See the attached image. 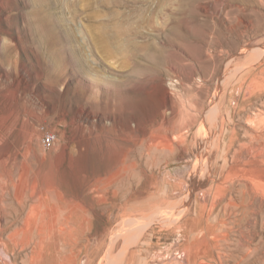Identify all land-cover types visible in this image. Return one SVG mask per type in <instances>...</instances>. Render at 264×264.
<instances>
[{"label":"rangeland","instance_id":"374dc122","mask_svg":"<svg viewBox=\"0 0 264 264\" xmlns=\"http://www.w3.org/2000/svg\"><path fill=\"white\" fill-rule=\"evenodd\" d=\"M36 4L49 17L54 6L46 41L35 34L45 26L30 25L32 0H0V264H40L31 260L34 243L8 237L26 185L55 183L75 202L97 177L109 203L103 243L57 232L55 254L40 252L43 264H109L105 255L126 246L134 264H264V205L256 200L248 212L244 188L264 180V0ZM92 12L120 28L118 56L95 42ZM47 133L57 135L51 148ZM158 139H173V149L148 154ZM157 202L159 213L147 208ZM169 209L188 221L182 236L166 234L182 223Z\"/></svg>","mask_w":264,"mask_h":264},{"label":"bare ground","instance_id":"6f19581e","mask_svg":"<svg viewBox=\"0 0 264 264\" xmlns=\"http://www.w3.org/2000/svg\"><path fill=\"white\" fill-rule=\"evenodd\" d=\"M32 1H33V4H34V8L31 11L32 17H31V22H30L31 24L30 25H32L33 23H39L40 25L45 26V28L43 29V31L41 33L35 32V34H36V36H38L39 40H41V41L49 40V38H50V31H51V28L50 27H53L54 26V21H55L54 6H49L48 7V9L50 11V14H51V17H49L47 15V7L42 6V5H37L36 4V0H32ZM102 2H104V0H102ZM97 16H98V14L96 12H92L91 13V16H90L91 20L93 21V28H94V31H95L94 36H93L94 37V40L100 46V48L103 50V53H105L107 55V57H115L118 53H121L124 50L121 47L120 40H119V39H121L120 28H118V26L113 27L109 23H107L106 21H103V20L102 21H97ZM54 44H55V36L53 37V40H52V46ZM162 141L163 142L159 141V139L157 141H155V142H151L150 141L151 144L147 147V150L149 152L148 154H150V152L153 150V148L173 149V142H174L173 139H167V140H165L166 142L164 140H162ZM43 144H44V141H43ZM159 144H161L160 147H159ZM44 146L46 148H51V147H47L45 144H44ZM75 147L78 150H80L81 152H83L85 150L83 143H81L79 141L76 142ZM128 149H130V147H128ZM0 157L4 158V160H3L4 162L7 160L6 159L7 158V152L5 151V149H1L0 150ZM74 175L76 176V178H75L76 180H80L79 178L82 175H84V174H82L81 171H79V169H78L76 171V173L74 172ZM231 177H233V176L231 175ZM106 186H107V182H106V180H104V178H102V177H97V178H93V179L90 178V180L88 181V184L87 185L81 186L79 188L78 193H76V195L74 196L75 197V202H72V201L71 202H68V201H66V200L63 199V197H62V191L58 190V188L55 187V183H53V184H51V183H44V184L39 185V187H37L38 189H36L34 187L35 189L33 188L32 190L30 189L29 185H26V188L23 189V197L18 196L15 199V202L17 203L16 204V216H17V218L15 217L16 218L15 222L11 223V225H10V228H12V230L9 233L8 237L12 238V237L15 236L16 238H18L17 237L18 235L23 236V240L25 241L24 242L25 245H23L24 247L27 244H30L31 242L34 243V245H33V254L31 256V260L34 259V261L40 262V264H43V262H44V258L42 257V255L39 256L41 250L45 249L46 252L48 251V253H51L53 251L54 254H55V233H57V232H58V234H60L61 236H63L64 235V232L66 233L68 230H70V232H71L73 229H76L79 232H81L83 235L90 233V234L96 236V239L100 242V244L103 243V233L105 231V224H104V221H103L104 216H105V210H104L103 206H104V204H109V203H106V201L104 202L102 200V196H103V194L106 191ZM168 187H169V185H168ZM244 188H245V191H247V193H248L247 200H248L249 204H251V206H252V208L250 207L248 209V212H251L252 215H254L255 214V207L256 206L253 208V203L254 202H257L256 200H260V204L262 206L264 205V180H262V179L259 180L258 183H257V185H256V187H255V189L253 187V184L252 185H249V182H246L245 183ZM260 191H261L262 194L259 196L258 195V192H260ZM144 196H146V195H144ZM258 196L260 197V199L258 198ZM106 197H108V196H106ZM230 199L232 200L231 197H230ZM230 199H229V201H227V204H232V202H231ZM233 201H234V199H233ZM116 204H117L116 205V208H117L118 207V203H116ZM162 204H163V202H157V203H155V204H153V205H151V206H149L147 208H149L150 210H153L154 207H155L158 210L157 213H159V210L162 208ZM212 205H213V203H212ZM128 209L130 211V207ZM128 209H127V211H128ZM189 210H192V209H189ZM169 211H171V210L169 209L166 214L168 216H171V214L169 213ZM141 213H143V212H141ZM144 213H145V211H144ZM160 213H162V211ZM125 214H126V212H125ZM185 214H187V213H185ZM235 214H236V212H235ZM127 215L129 216L130 214H127ZM174 216L172 215L171 216V219H174L175 218V220H176V223L175 224L176 225L180 221H182V223H180L179 226H175L174 229H173L172 226H170L169 227L170 230H168V233H166V232L165 233L167 235H170L171 236V234L175 231V232H177L176 233V236H177V234L180 235V236H182V229H180L179 227H181L185 223H188V221L187 220H182L180 216H175V217ZM90 217H94L95 220L98 221V224L95 227H90L91 221H92L90 219ZM152 217H153V215H152ZM73 220H77V224L76 225H72L71 224ZM123 222H124V220L122 221V224H123ZM167 222H168V220H167ZM169 224H171V223H168L167 225H169ZM167 225H166V227H167ZM127 229L129 230V228H127ZM131 229L133 230V226L131 227ZM1 230L3 232H6L8 229L2 228ZM159 233H160V231L158 232V234ZM127 237H129V236H127ZM71 238L72 237H70V239ZM129 241H130V239H129ZM146 242H148L147 239H146ZM149 242H151V241H149ZM114 243L115 244L113 245L114 246L113 248H115L117 246V244H118L115 241H114ZM143 245L145 246V244H143ZM148 245H149V243H148ZM61 246H62V244L60 245V247ZM64 246H65V244H64ZM63 249H62V251H63ZM138 252H137V254H138ZM142 252H143V250H142ZM36 254H37V256H36ZM135 255H136V251L135 250H132L130 247H127L126 246L119 253H117V252L114 251L111 254H107L105 256H106V258H108L109 264H121L122 263L121 256H123L122 259L123 258L124 259L126 258L127 264H132L134 258H136ZM105 256H103L102 258H105ZM86 264H95V263H94V260H91L89 262H86Z\"/></svg>","mask_w":264,"mask_h":264},{"label":"built area","instance_id":"2783aa9c","mask_svg":"<svg viewBox=\"0 0 264 264\" xmlns=\"http://www.w3.org/2000/svg\"><path fill=\"white\" fill-rule=\"evenodd\" d=\"M43 141L47 147H53L57 143V135L54 133H47L45 134Z\"/></svg>","mask_w":264,"mask_h":264}]
</instances>
